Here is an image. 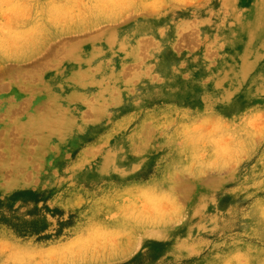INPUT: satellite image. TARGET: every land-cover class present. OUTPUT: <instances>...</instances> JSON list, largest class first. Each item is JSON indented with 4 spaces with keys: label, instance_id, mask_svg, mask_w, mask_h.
Segmentation results:
<instances>
[{
    "label": "rangeland",
    "instance_id": "obj_1",
    "mask_svg": "<svg viewBox=\"0 0 264 264\" xmlns=\"http://www.w3.org/2000/svg\"><path fill=\"white\" fill-rule=\"evenodd\" d=\"M0 59V264H264V0H0Z\"/></svg>",
    "mask_w": 264,
    "mask_h": 264
},
{
    "label": "crops",
    "instance_id": "obj_2",
    "mask_svg": "<svg viewBox=\"0 0 264 264\" xmlns=\"http://www.w3.org/2000/svg\"><path fill=\"white\" fill-rule=\"evenodd\" d=\"M63 35H60V33H57L56 31L54 30H50V32H48V35H47V40L48 42H51V41H56L57 39L61 38ZM44 51V46L43 44H30L28 46V49L23 53L21 54L20 59L23 60V62H31L32 60L38 58L40 55H42ZM6 63H8V61H6V59H0V67H2L3 65H5ZM6 78V77H4ZM9 103V99H6L4 97H1L0 96V107L1 105H6Z\"/></svg>",
    "mask_w": 264,
    "mask_h": 264
}]
</instances>
